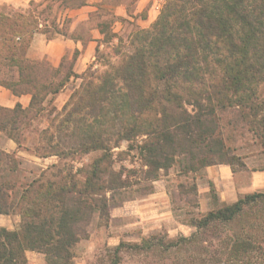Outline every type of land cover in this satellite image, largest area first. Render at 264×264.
Wrapping results in <instances>:
<instances>
[{"label":"trees","instance_id":"16d2710c","mask_svg":"<svg viewBox=\"0 0 264 264\" xmlns=\"http://www.w3.org/2000/svg\"><path fill=\"white\" fill-rule=\"evenodd\" d=\"M70 2L60 6L87 3ZM96 7L103 51L95 48L82 74H63L65 58L53 68L26 56L36 34L66 36L51 2L0 12V87L17 97L30 95L26 108L0 106L1 134L19 147L20 123L41 113L71 78L80 80L35 148L39 158L56 157L58 164L19 187L0 176V215L19 217L15 229L0 227V264H27V252L42 255L45 264H73L74 250L93 223L107 222L112 209L152 194L153 182L172 169L180 179L169 193L172 211L193 231L175 239L151 234L139 243L120 241L109 264H120L127 250L170 264H264V192L202 213L196 184V175L209 166L245 169L230 146L235 133L251 134L264 149V0H164L150 26L132 32L127 52L112 31L115 15ZM77 56L75 50L70 68ZM123 142L126 150L115 154ZM131 151L138 167H116L115 157ZM90 154L95 156L74 171L73 161ZM1 157L11 158L0 151ZM15 169L13 161L8 171Z\"/></svg>","mask_w":264,"mask_h":264},{"label":"rangeland","instance_id":"374dc122","mask_svg":"<svg viewBox=\"0 0 264 264\" xmlns=\"http://www.w3.org/2000/svg\"><path fill=\"white\" fill-rule=\"evenodd\" d=\"M17 1L16 6L12 3L0 1V12L8 14L16 11H25L27 10L30 1L38 3L45 0ZM46 1L52 3L54 10L53 16H55L58 29L61 30L62 33L70 37H79V35H82L83 38H87L91 35V29L94 28L98 22L96 14H94L95 12L89 13V19L87 21L79 23V8L62 9L60 6L61 0ZM67 1L68 4L72 3L70 0ZM86 1L89 5H100L103 10H112L111 12L113 13V9L109 8L107 5L119 3L123 0ZM136 1L137 0H124V3L128 7L126 13L129 17L121 19L122 22H120L119 18L115 17L113 22V28L122 25V31L118 36L122 41L120 44V50L122 52L128 51V38L133 31L140 28L139 25H137L138 21L145 18V12L135 13ZM105 19H107V17L104 16L101 20ZM118 22H120V24H117ZM50 36L55 37L54 39L62 37L57 36L52 32L47 33L46 35L36 34L34 37L41 38V40H47ZM99 49L103 51V48ZM105 52L106 54H110L111 62H117L118 57L116 55L114 56L113 50L106 48ZM72 57L73 54L70 57H64L65 59L62 62L61 69L63 74L68 70L73 71L74 65L70 68ZM94 59L95 55L94 58L87 63L85 69L76 74H82ZM37 61L47 62L44 58ZM97 66H99V64L93 66V69ZM11 78L15 79L16 75L13 73ZM79 83V79L71 78L59 93L53 97L47 98L43 105L44 109L41 113L33 119H25L23 123H20V135L18 136L20 142L19 147L14 141L6 138L0 133V151L7 153L11 157L10 160L3 157L0 158V176L2 178L12 183L15 182L16 187H19L20 185L32 181L46 167L52 164H58V159L56 157L39 158L36 154L35 148L41 143V131L49 126L55 114L60 112L65 102L69 99L70 94L78 87ZM51 108H54V111H51ZM230 146L235 149V154L240 157L245 165L244 170H240L238 165L235 166V169L237 170L233 173L235 183L240 186L245 185L244 187L247 188L250 187L252 182L255 192H264V177L262 178V175L257 174L260 178L257 180L256 177L257 181H252L253 176L251 174L252 172H264V149L260 146V143L249 133H244L243 135L235 133V140L230 143ZM126 148L127 144L123 142L118 148L113 149V151L116 154L119 151H125ZM134 155L135 151H131L129 155H125L121 160H118L119 158L115 157L116 167L123 165L127 168L133 166L137 168L139 161L137 158L133 157ZM94 156L95 154H90L83 156L79 160L73 161L74 171L87 163ZM13 161H15L16 169L13 172H9L8 169L12 166ZM205 176V174L202 176L196 175L199 204L198 210L202 213L224 205L219 201L218 193L215 189L218 201L217 203L213 202L212 195L209 192V181ZM179 180L174 169L167 173H162L160 178L152 184V194L144 197H137L135 200L128 201L122 206L112 209L110 211V218L107 222L98 221V223H93L87 239L78 243L74 250L75 257L73 264H109L111 250L114 246L119 244L120 241L129 244L139 243L141 239L146 238L151 234H160L168 239H175L179 235H190L193 231L192 228L181 223V216L178 215L179 211L174 213L170 203L169 193L173 190L175 184ZM256 182L259 185H257ZM225 190L226 189H224V191ZM199 192H201V194ZM226 204H229V202ZM18 224L19 217L17 215H0V227L13 230ZM26 257L27 264H45L43 256L38 253L27 252ZM120 264H170V261L164 260L158 255H152L151 253L137 254L127 250L121 254Z\"/></svg>","mask_w":264,"mask_h":264},{"label":"crops","instance_id":"0c3cea01","mask_svg":"<svg viewBox=\"0 0 264 264\" xmlns=\"http://www.w3.org/2000/svg\"><path fill=\"white\" fill-rule=\"evenodd\" d=\"M1 2L12 3L17 5V0H0ZM160 0H137L135 2V13L145 12V18L140 19L138 24L140 28H147L155 20L158 15L156 9L157 2ZM115 17L120 19L128 18L126 13V4L119 3L113 7ZM96 6L89 5L88 2L85 6L79 8V23L85 22L89 19V13L95 12ZM112 11V10H111ZM118 22L117 24H120ZM122 25L113 28L112 31L119 36L122 31ZM91 35L87 38H83L82 35L79 37H61L54 40H41V38L34 37L30 47L27 49L26 56L31 60L45 59L53 68H58L65 56H71L75 50L78 51V57L73 66V72H82L87 63L94 58L95 48L99 45V48H103L100 43L102 38L99 31L94 27L91 29ZM117 43V40L113 44ZM10 92L0 87V106L8 109H12L16 103H19L23 108L28 107L30 101V95L24 94L21 96H14ZM252 181H257L264 172H252ZM206 179L212 183L214 189L218 193L219 201L223 204L227 202L232 203L237 198L246 193L255 192L252 182L250 187L245 188V185H237L233 179V173L230 168L226 165L209 166L205 169ZM257 177V180H256ZM257 183V182H256ZM209 184V183H208ZM257 185H259L257 183ZM224 189H226L224 191ZM207 191V190H206ZM201 194V192H199ZM217 198V199H218ZM229 200V201H227Z\"/></svg>","mask_w":264,"mask_h":264},{"label":"built area","instance_id":"2783aa9c","mask_svg":"<svg viewBox=\"0 0 264 264\" xmlns=\"http://www.w3.org/2000/svg\"><path fill=\"white\" fill-rule=\"evenodd\" d=\"M163 2H164V0H160V1L157 2L156 9H157L158 11L160 10V8H161Z\"/></svg>","mask_w":264,"mask_h":264}]
</instances>
